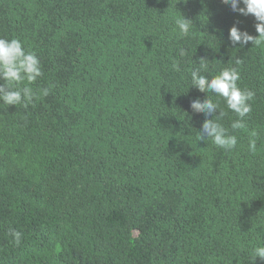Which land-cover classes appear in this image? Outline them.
Returning <instances> with one entry per match:
<instances>
[{"label": "trees", "instance_id": "1", "mask_svg": "<svg viewBox=\"0 0 264 264\" xmlns=\"http://www.w3.org/2000/svg\"><path fill=\"white\" fill-rule=\"evenodd\" d=\"M256 24L224 0H0V36L37 52L32 87L50 88L0 101V264H264V49L229 39ZM229 66L256 93L255 153L242 129L230 151L198 140L219 110L192 109L217 97L189 69Z\"/></svg>", "mask_w": 264, "mask_h": 264}, {"label": "clouds", "instance_id": "2", "mask_svg": "<svg viewBox=\"0 0 264 264\" xmlns=\"http://www.w3.org/2000/svg\"><path fill=\"white\" fill-rule=\"evenodd\" d=\"M231 6L233 11H238L242 15H254L257 24L256 31L258 35L254 36L247 30H241L238 25H233L229 30V39L233 44L239 43L241 46L252 42L253 46L264 49V0H224ZM243 3V7L240 4ZM174 24L178 35L186 37L190 34L192 21L183 14L174 17ZM181 50V55H184ZM201 60V66H204ZM242 61L237 60L236 64ZM172 68L180 71L179 62H174ZM41 60L36 51L27 47L25 42L17 37L11 39L0 36V101L8 106L22 105L28 107L50 93L49 87H40L34 89L39 78L43 76ZM191 86H195L201 92H212L217 99L213 100L207 96L205 99H195L191 107L195 112H205L213 114L219 110V115L212 120H206L202 125V131L198 132V140H208L214 146L225 151L234 149L238 144V137L234 130L242 129L248 132L250 137L248 148L255 153L257 151V140L259 132L255 128L249 129L246 117L252 110L251 102L255 98V91L249 88H242L238 83L240 81V72L237 67H224L216 75L206 76L202 74L201 68L195 67L189 69ZM221 99L227 106V109L234 112L237 119L231 123L230 131L219 122L227 112L221 106ZM7 235L12 237V241L19 246L22 241V232L9 228ZM259 257L264 259V245H258L252 249V260Z\"/></svg>", "mask_w": 264, "mask_h": 264}]
</instances>
